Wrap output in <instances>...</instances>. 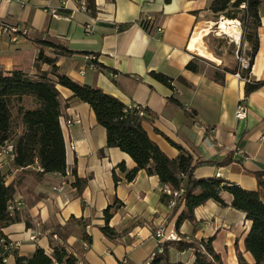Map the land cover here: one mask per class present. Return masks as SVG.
Masks as SVG:
<instances>
[{"label":"crops","instance_id":"0c3cea01","mask_svg":"<svg viewBox=\"0 0 264 264\" xmlns=\"http://www.w3.org/2000/svg\"><path fill=\"white\" fill-rule=\"evenodd\" d=\"M22 1L25 3L0 2V19L22 30L16 41L9 34L0 37V69L19 68L35 75L41 47L37 41L62 43L76 53L56 55L54 49L45 48L48 56L57 57L59 71L77 83L115 96L128 107L142 105L155 112L157 118L144 127L168 157L180 154L174 142L200 163L195 171L198 178L218 176L244 189H258L255 173L264 172V85L246 97L245 81L237 74L227 73L220 84L213 80L212 70L200 66L195 73L187 69L198 55L189 49L195 32L205 28L211 32L213 25H218L210 8L214 0H95V16L74 0ZM262 2L260 46L251 73L258 81H264ZM145 15L152 17L148 30L141 25ZM85 52L95 55L100 66L91 62L92 56ZM50 69L48 64L41 65V70ZM152 72L173 78V88L155 79ZM58 88L70 174L37 177L36 168L28 169L30 173L22 176L15 195V199L23 200L17 210L20 221L3 228V232L21 242L17 250L20 257H30L38 247L45 249L52 242L61 243L52 238L56 226L61 225L71 231L66 246L76 258L90 264H118L123 258L128 259V264H146L159 243L155 228L162 226L165 232L177 235L176 217H169L173 207L171 189L145 170L134 181H127L119 166L125 164L127 169H133L134 160L119 148L107 147V131L89 104L73 97L70 89ZM243 100L248 114L239 120L236 111ZM229 155L233 163L216 164ZM7 170V183L21 172L11 165ZM76 177L89 179L81 194L72 185ZM64 181L68 185L62 191L54 189ZM164 195L166 201L162 199ZM116 198L123 206L110 220L116 232L110 238L100 227L106 223L105 210ZM224 198L230 204L231 196L226 194ZM195 214L197 224L184 222L181 234L199 240L215 237L213 245L227 264H239L235 248L238 239L245 259L254 262L251 253L245 251L244 238L251 221L244 212L209 200ZM72 217L84 219L86 225L70 222ZM29 230L41 233L38 242L28 241ZM84 235L90 236L92 242ZM171 257L183 264L195 260L192 251L171 250Z\"/></svg>","mask_w":264,"mask_h":264},{"label":"trees","instance_id":"16d2710c","mask_svg":"<svg viewBox=\"0 0 264 264\" xmlns=\"http://www.w3.org/2000/svg\"><path fill=\"white\" fill-rule=\"evenodd\" d=\"M262 6V0H214L210 7L216 18L224 15L241 22L243 42L248 44L246 52L251 56L248 68H243L241 62L234 68L217 66L213 71V80L223 84L227 73L239 74L241 79L246 80V97L264 85V81L256 80L251 74L260 46L258 29L261 25ZM85 10L95 16V0H85ZM239 13L242 14L240 18ZM141 25L146 30L149 29V21L143 18ZM37 43L41 46L35 63L37 74L31 75L19 68L11 71L0 69V145L5 141L14 144L15 155L11 167L21 171L15 180L7 183L8 170L0 168V236L3 228L20 221L18 211L11 213L9 205L15 200L22 176L30 173L28 169L36 168L37 177L52 173H60L64 177L67 175L66 148L60 125L62 104L58 86H62L70 89L73 97L89 104L94 110L98 123L107 131V147L119 148L134 160L136 166L133 169H127L125 164L119 166L125 172L127 181H134L138 173L145 170L149 175L158 176L161 183L168 186L171 192L183 191L180 196H173L172 193L170 195V198L176 201L169 217H176L177 239L159 240L146 264H183L172 259L171 250L192 251L195 257L192 264H226L213 245L215 237L199 240L186 237L180 232L182 224L186 221L197 224L195 210L209 200L223 207L231 206L246 214V219L251 221V227L244 238L245 251L253 256L252 264H264V172L255 173L258 180L257 190L244 189L237 183L218 176L198 178L195 171L200 163L195 161L190 152L173 142L180 149V154L176 158H170L149 137L144 124L154 122L157 118L155 112L142 105L128 107L115 96L99 88L77 83L59 71L56 65L57 57L48 56L45 48L54 49L56 55L71 56L76 52L53 40L41 39ZM85 54L96 58L93 54ZM197 60L194 58L190 61L187 69L199 72L202 66ZM94 63L97 67L100 66L96 60ZM43 64L50 65L51 69L41 70ZM151 74L161 83L173 88V78L156 72ZM233 161V156L229 155L216 164L224 166ZM115 180L119 181L116 175ZM88 183L89 179L76 177L72 185L77 193L81 194ZM226 194L231 196L230 204L224 198ZM162 199L166 201L165 195ZM122 206L123 202L116 198L113 205L105 210L106 223L100 229L110 238L116 235L114 228L109 225L110 220ZM70 222L86 225L82 218L72 217ZM54 234L62 242H52V257L46 254L44 248L38 247L30 257H22L19 260H24L27 264H52L55 259L59 264H75L76 256L66 246L71 234L68 226H56ZM84 239L92 242L90 236L84 235ZM238 242L237 239L235 248L238 263L251 264L245 259Z\"/></svg>","mask_w":264,"mask_h":264},{"label":"built area","instance_id":"2783aa9c","mask_svg":"<svg viewBox=\"0 0 264 264\" xmlns=\"http://www.w3.org/2000/svg\"><path fill=\"white\" fill-rule=\"evenodd\" d=\"M12 1L13 0H0V2H6V3H11ZM17 1L20 2L21 4L25 3L22 0H17ZM74 1L79 3L81 8L85 9V0H74ZM143 19L145 21H151L152 17L149 15H145L143 17ZM235 25L241 31V33H240V38H241V36H242L241 22L239 20H236ZM158 30L161 32L162 28L159 27ZM21 31L22 30L18 26L11 25V24L3 21L2 19H0V37L3 34H9L13 37V40L16 41L17 37H18L17 34H19V32H21ZM230 37H231V39H234L236 42H238V40L235 37L234 38H233V36H230ZM90 59H91V62H94V60H96V58L94 56H92ZM250 60H251V56L248 54V52H245V56L241 57V59H240L241 66L243 68H248L250 65ZM237 76L240 77L239 74H237ZM244 81H246V80H244ZM247 114H248V108H247L246 102L243 100L239 103V105L237 107L236 117H237V119L242 120V119H245L247 117ZM68 122L71 123L72 121L69 120ZM72 149H75L74 145L72 146ZM14 155H15V148H14V144L12 142L5 141L3 144H1L0 145V168L3 170H7V168L11 165V163L14 160ZM69 174H70L69 171H67L66 176H68ZM66 185H68V183L66 181H64L61 185L55 187L54 189L58 190V191H62ZM182 192H183L182 190H180V191L177 190V191H173L171 193L173 196H180V194ZM22 204H23L22 198L15 199L12 203H10L9 211L11 213H14L16 210H18V208ZM175 204H176V201L173 199L172 205L174 206ZM1 233H2V235L0 236V264H27L26 261L19 260V258H22V257L19 256L17 250L20 247L21 242L11 240L8 235L4 234L3 229L1 230ZM154 234L156 235V237L159 240H165V239L175 240V239H177V235L174 232L167 233V232H165V230L162 226L155 228ZM40 235H41V233H38L37 231L30 232V230H29L27 239H28V241L38 242ZM52 238L54 240H59V237L56 234H53ZM45 251H46L47 255L52 257V254L54 253V249L52 248V246L45 248ZM52 264H59V263L55 259H53ZM75 264H90V263L87 262L86 260H84L83 258H76ZM118 264H128V259L123 258L118 262Z\"/></svg>","mask_w":264,"mask_h":264},{"label":"rangeland","instance_id":"374dc122","mask_svg":"<svg viewBox=\"0 0 264 264\" xmlns=\"http://www.w3.org/2000/svg\"><path fill=\"white\" fill-rule=\"evenodd\" d=\"M238 16L240 18L242 14L239 13ZM222 17L225 16H219L218 18H216L215 22H219ZM218 27V25H213L210 34L206 36L204 40L208 50H210L216 57H218L221 62L217 63L200 55H195V58L198 59V63L203 68L212 71H215L217 66L234 68L237 64H240V59L241 57L245 56V52L247 50V46L243 42V29L240 40L237 39L238 42H236L234 39H231L230 35L220 32ZM225 260L227 264V259Z\"/></svg>","mask_w":264,"mask_h":264},{"label":"bare ground","instance_id":"6f19581e","mask_svg":"<svg viewBox=\"0 0 264 264\" xmlns=\"http://www.w3.org/2000/svg\"><path fill=\"white\" fill-rule=\"evenodd\" d=\"M218 26H219L218 28L220 32H223L230 36H234L236 37V39H240L241 31L238 27H236L232 19L223 17L218 22ZM209 32H210L209 28H205V29L198 30L197 32H195V34L193 35L191 39L189 49L206 59L220 63L221 62L220 59L216 57L210 50H208L206 46L204 39H205V36L209 34Z\"/></svg>","mask_w":264,"mask_h":264}]
</instances>
